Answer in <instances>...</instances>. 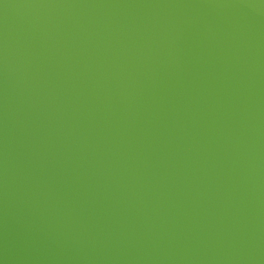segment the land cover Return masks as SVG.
<instances>
[{"label": "water", "instance_id": "1", "mask_svg": "<svg viewBox=\"0 0 264 264\" xmlns=\"http://www.w3.org/2000/svg\"><path fill=\"white\" fill-rule=\"evenodd\" d=\"M0 264H264V0H0Z\"/></svg>", "mask_w": 264, "mask_h": 264}]
</instances>
